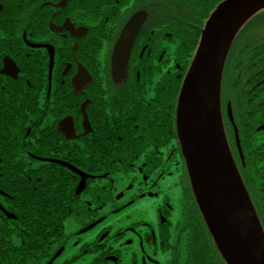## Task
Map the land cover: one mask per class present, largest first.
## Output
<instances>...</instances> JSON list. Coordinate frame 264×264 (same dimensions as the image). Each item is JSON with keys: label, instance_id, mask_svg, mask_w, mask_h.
<instances>
[{"label": "flooded vegetation", "instance_id": "flooded-vegetation-1", "mask_svg": "<svg viewBox=\"0 0 264 264\" xmlns=\"http://www.w3.org/2000/svg\"><path fill=\"white\" fill-rule=\"evenodd\" d=\"M151 1L0 0V264H50L58 253L52 264H197L202 235L210 264H225L195 225L171 82L177 39L162 34L173 21L144 28ZM137 13L145 19L122 66L114 50ZM255 139L264 144V133ZM86 154L92 173L81 166ZM263 162L251 169L260 187L251 178L247 190L264 229ZM38 198H77L86 210L34 226ZM105 206L125 214L116 229L102 225Z\"/></svg>", "mask_w": 264, "mask_h": 264}, {"label": "water", "instance_id": "water-1", "mask_svg": "<svg viewBox=\"0 0 264 264\" xmlns=\"http://www.w3.org/2000/svg\"><path fill=\"white\" fill-rule=\"evenodd\" d=\"M262 10L264 0H224L216 6L205 22L178 97L182 156L200 212L226 264H264V232L231 153L221 111V86L230 48L242 27ZM144 19L145 13H137L127 23L116 44L114 62L119 57L124 65ZM227 114L244 162L230 105ZM81 178L83 189L88 176L81 173Z\"/></svg>", "mask_w": 264, "mask_h": 264}, {"label": "trees", "instance_id": "trees-1", "mask_svg": "<svg viewBox=\"0 0 264 264\" xmlns=\"http://www.w3.org/2000/svg\"><path fill=\"white\" fill-rule=\"evenodd\" d=\"M222 1L224 0H154L147 7L148 20L144 28L153 18L173 21L172 26L166 27L162 34L173 29L174 37L177 39V72L171 77V82L175 84L177 98L182 77L193 57L204 23ZM221 99L223 106L224 99L225 102L229 100L232 105L244 154V166L235 146L232 127L226 118L225 126L238 168L245 184H248L251 181L252 167L264 158V144L253 145L257 134L263 132H259L258 128L264 124V10L254 15L242 27L230 48L222 82ZM255 148H257L256 151ZM89 162V156L82 155L83 170L92 173L93 166L89 168ZM97 173L100 174L101 171ZM94 199L96 205L103 204L101 198ZM38 202L46 209L39 205L37 209L31 210L34 226L37 223L41 225L47 214L51 219L59 212L63 215V219H67L74 214L80 215L86 210L85 203H80L77 198H38ZM196 219L198 222L195 225L199 224L209 244L215 248L199 212ZM197 242L200 257L197 264H210L209 248L201 246L202 243H206L205 237L198 236Z\"/></svg>", "mask_w": 264, "mask_h": 264}, {"label": "rangeland", "instance_id": "rangeland-1", "mask_svg": "<svg viewBox=\"0 0 264 264\" xmlns=\"http://www.w3.org/2000/svg\"><path fill=\"white\" fill-rule=\"evenodd\" d=\"M262 133H264V132H262ZM258 135H261V133H259ZM263 165H264V162H263V163H259V164H258V169H261V168L263 167ZM250 176H251V178L254 180L255 184H253V185L256 186V190H257V188L260 187V184L262 183V180H261V178H260V177L262 176L261 171H255V174L252 173V172H250ZM173 183H174V184H177V180L174 179V180H173ZM175 188H177V187L175 186ZM178 195H180V193H178ZM178 195H177V196H178ZM256 195H257V197H258L257 200L259 201L258 204H261V203H262V205H263V207H264V191H262V190L259 188V189H258V192L256 193ZM259 197H260V198H259ZM140 201H142V203H143V201H145L143 204H148V205H150V206H151V204H152V206H153V204L157 202V200H156L155 198H147V199H142V200H140ZM111 209H112L111 207H109V206H105V207L103 208V210L101 211L102 214H103L104 216H105V215H108V216H107V219L102 223V225L112 226V228L116 229V227H117V225H118L117 222H118L119 220H122V219H123L122 216H125V214H123V213H116V214H112V215H110V212H109V211H111ZM133 209H137V207H136V208H133V206H132V207H130V208L128 209V211H131L130 213H132ZM179 211H180V208H179ZM151 215L153 216V211L151 212ZM153 218H155V217H153ZM154 223H155V220H154ZM128 224H129V221H128L127 225H128ZM72 226H73V224H72L71 221L67 223L66 228H65V232H66V234H67V231L69 232V231L71 230ZM72 255H73V254H71V256H72ZM67 257H68V254L65 253V254L63 255L62 259H60V262H61V261H64L65 259H67Z\"/></svg>", "mask_w": 264, "mask_h": 264}]
</instances>
